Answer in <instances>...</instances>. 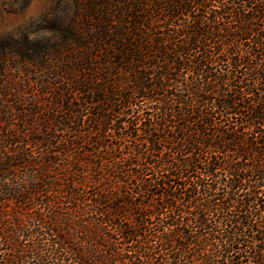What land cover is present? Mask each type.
Here are the masks:
<instances>
[{"label": "trees", "instance_id": "trees-1", "mask_svg": "<svg viewBox=\"0 0 264 264\" xmlns=\"http://www.w3.org/2000/svg\"><path fill=\"white\" fill-rule=\"evenodd\" d=\"M43 22L0 50V264H264V0Z\"/></svg>", "mask_w": 264, "mask_h": 264}, {"label": "rangeland", "instance_id": "rangeland-1", "mask_svg": "<svg viewBox=\"0 0 264 264\" xmlns=\"http://www.w3.org/2000/svg\"><path fill=\"white\" fill-rule=\"evenodd\" d=\"M11 4L9 0H0V50L43 38L47 34L43 18L55 0H22L17 5Z\"/></svg>", "mask_w": 264, "mask_h": 264}]
</instances>
